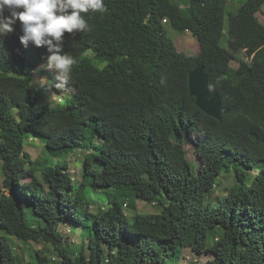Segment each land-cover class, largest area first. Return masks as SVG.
<instances>
[{
    "label": "trees",
    "instance_id": "16d2710c",
    "mask_svg": "<svg viewBox=\"0 0 264 264\" xmlns=\"http://www.w3.org/2000/svg\"><path fill=\"white\" fill-rule=\"evenodd\" d=\"M104 4L103 14H83L90 32L65 34L64 51L76 61L69 85L54 87L69 94L65 102L32 88L46 47L22 45L19 21L0 36V264H25L7 234L51 243L63 264H264V0H247L230 14L227 46V0ZM167 24L194 35L200 53L180 51ZM90 51L107 60L104 67ZM242 52L250 59L232 67ZM199 64L229 109L220 119L190 94L189 74ZM193 134L200 167L185 146ZM31 135L54 156L90 150L81 182L67 160L31 159L24 146ZM233 170L227 195L208 199L221 174ZM88 186L105 190L108 209L90 210ZM138 200L160 211L131 220L124 207L136 209ZM65 220L88 233L77 256L60 232ZM36 254L39 264L52 263L44 249Z\"/></svg>",
    "mask_w": 264,
    "mask_h": 264
},
{
    "label": "rangeland",
    "instance_id": "374dc122",
    "mask_svg": "<svg viewBox=\"0 0 264 264\" xmlns=\"http://www.w3.org/2000/svg\"><path fill=\"white\" fill-rule=\"evenodd\" d=\"M247 0H227L226 9H225V37L223 39V44L227 46L226 39L229 38V17L233 12H237L238 9L246 2ZM182 6L187 7L189 5V0H180ZM264 12V8H263ZM259 12L258 16L260 20L264 23V13ZM167 26H169L167 24ZM169 34L174 39L175 44L178 49L182 52H185L188 55H196L201 51V47L197 41V39L190 32L185 31L180 33L179 31L174 30L169 26ZM87 55L91 56L94 59V62L99 67H104L107 63V60L96 59L93 52H88ZM48 56V55H47ZM236 60L231 62L232 67L237 68L239 65V61L242 58L250 59L248 56H245L243 52L237 55ZM46 60L47 57L37 66L36 70L33 71L34 80L32 83V88L34 90L42 89L39 93L43 95L45 99L49 100L51 103L58 104L61 102H65L68 98L69 94L61 93L57 94V91L54 89L55 83V73L52 70L46 68ZM43 99V98H42ZM199 138V135L193 134L191 139H187L185 146L188 151L189 158L195 162L196 166L200 167L202 165V160L199 154L195 150V142ZM96 142H101L99 138L96 139ZM24 146L25 150L29 153L31 159H47L49 164L56 165L58 160H67L69 164V169L67 170L69 175L73 178L74 182L80 183L83 176L84 169V160L85 155L88 151L87 149H78L70 152H65L59 156H54L49 153L45 142L31 135L29 137H24ZM38 177L43 180L42 172L39 171L37 173ZM256 175V172H252L249 178V182ZM4 176L2 171V160L0 159V194L5 189L3 184ZM236 176L234 170L231 172H223L221 176L218 178V182L214 190L209 194L208 199H213L214 203H217L219 199L226 196L228 191L236 182ZM91 186L86 187V199L88 202L92 204L90 206V210L92 212H97L99 208L108 209L109 201L106 196L105 190L99 188L98 191L94 192ZM136 209L125 206L124 212L131 220L134 219L138 212L140 213H158L160 211V207L155 204L148 203L145 200H138ZM85 203L82 205V210H84ZM29 214L28 220L31 224H37L39 217L35 215L32 211L31 207H28ZM31 208V209H30ZM60 232L65 237L64 243L69 245L72 252L77 256L81 249V244L84 240V236L87 235V232H84V229L79 225H72L69 220H65L60 224ZM0 233L6 235V231L0 228ZM11 243L14 246L16 252L20 253L25 261V264H39L36 251L44 249L47 252V255L52 259L51 264H63L61 258L58 254L53 250V245L51 243H37L35 241L25 242L23 240L18 239L16 236L9 235ZM211 241V234L209 237ZM207 257H201L200 261L205 263L207 261ZM182 264V263H181Z\"/></svg>",
    "mask_w": 264,
    "mask_h": 264
},
{
    "label": "clouds",
    "instance_id": "9594fccd",
    "mask_svg": "<svg viewBox=\"0 0 264 264\" xmlns=\"http://www.w3.org/2000/svg\"><path fill=\"white\" fill-rule=\"evenodd\" d=\"M106 11L104 0H0V36L13 31L19 21L20 43L46 47V68L55 73L54 87L65 89L72 80L75 59L64 51L65 34L91 31L85 13Z\"/></svg>",
    "mask_w": 264,
    "mask_h": 264
},
{
    "label": "water",
    "instance_id": "95a60500",
    "mask_svg": "<svg viewBox=\"0 0 264 264\" xmlns=\"http://www.w3.org/2000/svg\"><path fill=\"white\" fill-rule=\"evenodd\" d=\"M211 73L202 64L197 65L189 74L190 94L196 104L207 114L222 118L229 109L223 105L219 92L210 85Z\"/></svg>",
    "mask_w": 264,
    "mask_h": 264
}]
</instances>
